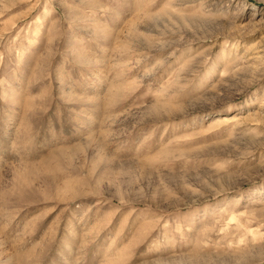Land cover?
I'll return each instance as SVG.
<instances>
[{
  "label": "rangeland",
  "instance_id": "rangeland-1",
  "mask_svg": "<svg viewBox=\"0 0 264 264\" xmlns=\"http://www.w3.org/2000/svg\"><path fill=\"white\" fill-rule=\"evenodd\" d=\"M0 264H264V0H0Z\"/></svg>",
  "mask_w": 264,
  "mask_h": 264
}]
</instances>
